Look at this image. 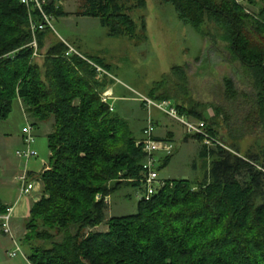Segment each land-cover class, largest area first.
<instances>
[{"label":"trees","instance_id":"1","mask_svg":"<svg viewBox=\"0 0 264 264\" xmlns=\"http://www.w3.org/2000/svg\"><path fill=\"white\" fill-rule=\"evenodd\" d=\"M44 1L50 17L67 16L56 0ZM133 1L147 7L145 0H87L83 15L98 18L113 37H134L136 23L127 13ZM164 1L183 25L219 39L233 61L251 72L263 118L264 0H247L248 6L236 0ZM32 15L44 21L39 10ZM53 32L49 26L37 32L38 52ZM33 40L27 7L20 0H0V121L9 118L15 102L40 122L54 120L50 169L41 175L43 195L26 225L31 264H264V148L241 156L236 143L229 150L203 145L199 158L209 165L200 182L166 180L150 201L140 199L136 215L112 218L107 233H87L106 221V197L124 186H141L146 154L138 142L146 127H132L121 109L103 103L102 94L116 85L104 60L72 54L59 40L49 45L41 66ZM176 74L185 77L183 67L155 84L152 100L172 102L181 115L206 122L220 137L212 117L181 103L183 88L172 84ZM225 85L236 97L233 81ZM172 158L164 156L158 170Z\"/></svg>","mask_w":264,"mask_h":264},{"label":"rangeland","instance_id":"2","mask_svg":"<svg viewBox=\"0 0 264 264\" xmlns=\"http://www.w3.org/2000/svg\"><path fill=\"white\" fill-rule=\"evenodd\" d=\"M56 1L67 16L53 18L54 32L47 38L46 49L39 52L38 57L34 56L35 62L42 66L47 48L59 40L69 46L72 54L104 60L111 68L110 76L116 80V85L106 90L102 98L106 92L113 90V108L121 109L123 117L132 127L136 124L141 129L152 119L158 125L155 134L164 136L169 131L175 135V140L166 138L173 143L174 151L170 164L158 170L160 180L200 182L209 165L207 163L205 167L206 161L199 158L203 143L192 138L187 140L186 130L178 120L154 106L150 107L146 101L161 103L152 100L151 92L156 83L172 73L174 67L184 69L185 77L180 78L176 74L172 78L175 87L180 83L183 88L181 103L197 107L212 117L219 138L229 140L227 146L236 143L241 156L249 149L257 152L264 148V117L261 118L257 112L256 80L251 72L238 61H233L219 39L214 41L216 37H203L190 26L183 25L172 4L164 0H145L147 7L138 8L137 2H130L127 13L136 23V34L134 37H113L98 18L83 15L87 0ZM250 11L256 14L258 8L251 7ZM226 79L234 83L237 93L234 98L227 94ZM53 124V119L38 121L29 114L24 104L15 102L9 118L0 121V177L10 178L15 169L23 168L24 164H28L29 170L41 168L42 164L49 165L51 151L48 136L53 131ZM28 125L33 127L34 150L38 157L26 161L19 159L17 152L24 149L21 137L23 128ZM157 156L161 160L164 154ZM142 194L141 186H124L106 197V221L87 233H107L108 221L112 218L136 215ZM98 197V200L104 198ZM13 233L29 258L31 250L28 242L20 239L14 229Z\"/></svg>","mask_w":264,"mask_h":264},{"label":"built area","instance_id":"3","mask_svg":"<svg viewBox=\"0 0 264 264\" xmlns=\"http://www.w3.org/2000/svg\"><path fill=\"white\" fill-rule=\"evenodd\" d=\"M23 5H25L29 11L30 20H31V31L33 33V42L30 45L34 50V56H38V40L37 32L44 30L46 27H51L53 18L47 15L44 11V0H20ZM239 5L245 6L247 0H236ZM246 12L250 13L249 9L244 7ZM37 9L40 11L43 18V22H37L34 20L32 12ZM90 62V61H89ZM99 73L108 74L103 68L93 64ZM103 103L108 104L113 110V105L111 104L112 92L108 91L103 95ZM150 107L154 106L160 111L164 112L168 116L178 120L182 126L185 128L187 135L199 137L202 139L203 145L208 149L212 148H224L229 150L226 143L221 140L219 137H215L208 130L207 124L204 121L190 119L186 115H181L178 109L172 105L171 102L165 101L161 103H153L150 100H146ZM156 126L153 123L152 119H149L146 129L143 133V139L138 142V145L143 146V150L146 154V159L143 164V173L142 178L139 180L142 187V197L141 200L150 201L156 194L159 193L161 189L166 186V180H160L158 176V167L160 165V159H158V154H164V156H169L173 154L174 145L169 140H158L156 137ZM35 136L33 132L32 125H28L23 128V145L24 149L17 152L19 159H24L29 161L32 158H37L38 153L34 150ZM261 169V168H260ZM264 171V170H263ZM30 174L28 171L21 176L20 181L22 183V194H29L31 192H41L43 189V182L40 176L35 177L31 182L29 181ZM100 198V197H98ZM14 216V207H6L4 211H0V225L3 232L8 235L13 243L14 250L9 252L10 258H15L18 255H22L23 251L18 243L17 239L13 233L12 220Z\"/></svg>","mask_w":264,"mask_h":264},{"label":"crops","instance_id":"4","mask_svg":"<svg viewBox=\"0 0 264 264\" xmlns=\"http://www.w3.org/2000/svg\"><path fill=\"white\" fill-rule=\"evenodd\" d=\"M244 68L245 70H248L246 67ZM154 123L156 126H158L157 122ZM156 137L161 139L172 138L175 140L174 133L169 131L164 136H159L156 134ZM223 141L226 144L227 143L229 144L228 139L223 138ZM21 142H23V136L21 137ZM237 147L239 148L238 145ZM27 165L28 164H24L23 168L15 169L14 174L10 176V178L8 179H6V177L5 178L0 177V208H6L9 206L14 207L12 227L20 239L25 238L28 232L26 225L31 216L32 206L38 201H40L43 195L42 191L31 192L29 194H22V183L20 181V178L21 176L24 175L26 171H28L30 174L29 181L31 182L35 177L37 176L41 177V175L45 171H48L50 169V165L44 164V166H42L43 165L42 164L41 165L42 169L38 168V169L29 170ZM19 184L20 186H18ZM13 250H14V243L12 239L3 232L0 225V264H31L30 261L28 260L27 255H25L24 253L21 256L18 255L15 258H10L9 252H12Z\"/></svg>","mask_w":264,"mask_h":264}]
</instances>
